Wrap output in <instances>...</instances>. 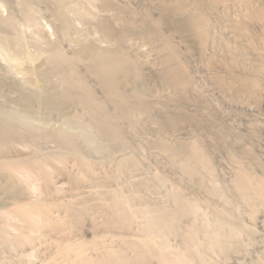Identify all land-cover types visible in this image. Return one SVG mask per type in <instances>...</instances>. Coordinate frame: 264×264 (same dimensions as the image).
Returning a JSON list of instances; mask_svg holds the SVG:
<instances>
[{
  "label": "bare ground",
  "instance_id": "bare-ground-1",
  "mask_svg": "<svg viewBox=\"0 0 264 264\" xmlns=\"http://www.w3.org/2000/svg\"><path fill=\"white\" fill-rule=\"evenodd\" d=\"M13 3L3 105L45 116L0 114V264L264 254V0Z\"/></svg>",
  "mask_w": 264,
  "mask_h": 264
},
{
  "label": "rangeland",
  "instance_id": "rangeland-1",
  "mask_svg": "<svg viewBox=\"0 0 264 264\" xmlns=\"http://www.w3.org/2000/svg\"><path fill=\"white\" fill-rule=\"evenodd\" d=\"M18 1V0H17ZM21 1V0H20ZM38 5H40V4H38ZM12 6H14V3L13 4H11L10 5V8H9V6H3V5H1L0 6V15H2V16H7L8 15V13L10 12V11H13L16 7L14 6V7H12ZM6 7V8H5ZM8 8H9V10H8ZM39 8V10L42 12V7H38ZM10 9H13V10H10ZM42 9V10H41ZM44 12H45V10H44ZM44 12H43V14H44ZM40 24H41V26L44 28V30L46 31V32H48V35H49V37H51V38H55L56 36H57V34H56V32H55V30L53 29V27L49 24V20H48V18H47V16L45 15V16H42V18L40 19ZM21 31V33L20 34H22V36H24L25 35V37L26 38H28V39H32L33 41H38V40H40V38L38 37V35H37V32H36V30L34 29V28H31L30 29V27L28 28V27H23V30H20ZM0 44H1V37H0ZM2 48H1V45H0V51H1V53H0V65H1V67L2 68H4L5 67V71H9V69H10V61L9 60H7V56H6V54L4 53H2V50H1ZM1 54H2V56H1ZM5 55V56H4ZM3 56H4V58H3ZM9 68V69H8ZM17 77V76H16ZM17 78H20V76L18 75V77ZM19 80V79H18ZM2 91V92H1ZM1 94H3V95H1ZM9 96V97H8ZM13 95V93H11V92H8V91H5V89H0V114H4L5 112H6V115H8V116H11V117H17V118H21V119H25V120H40V121H43L44 120V118H42V117H44L45 116V114H42V113H31V112H29V111H22V110H20V109H17V108H14V107H8L7 105L6 106H4L3 105V102L6 100V98H7V100H17L16 99V97ZM2 102V103H1ZM17 111V112H16ZM2 112V113H1ZM13 115V116H12ZM36 116V117H35ZM35 118V119H34ZM43 119V120H41V119ZM53 122H55V120L53 119ZM72 127L74 126V125H71ZM71 127V128H72ZM76 127H74V128H72V129H75ZM256 249V250H255ZM259 253H261V254H259ZM254 254V255H253ZM260 256V259H264V254L260 251V250H258V248H254V249H252V255L250 254V255H246V257L245 256H243V258H241V259H243V260H246V259H248V260H246L247 262L249 261V262H251L250 264H252L254 261V263L253 264H256V262H257V260L256 259H258L259 258V256ZM11 256H12V254H11ZM13 256H16L17 257V255L16 254H14ZM250 256V257H249ZM248 257V258H247ZM15 258V257H14ZM253 258V259H252ZM256 258V259H255ZM7 259V258H6ZM8 260V259H7ZM253 260V261H252ZM259 260V259H258ZM249 262H248V264H249Z\"/></svg>",
  "mask_w": 264,
  "mask_h": 264
}]
</instances>
